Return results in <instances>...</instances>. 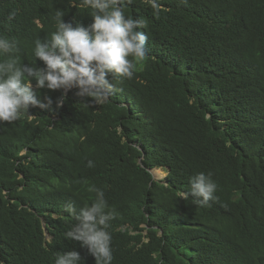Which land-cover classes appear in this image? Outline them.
<instances>
[{
  "label": "trees",
  "instance_id": "16d2710c",
  "mask_svg": "<svg viewBox=\"0 0 264 264\" xmlns=\"http://www.w3.org/2000/svg\"><path fill=\"white\" fill-rule=\"evenodd\" d=\"M157 2L158 13L147 0L123 9L149 37L132 79L100 100L73 88L58 110L0 124V264H55L72 250L95 264L64 235L76 223L65 206H90L94 188L114 210L112 264H264V0ZM58 11L93 22L82 0H0L19 63L42 66L35 41ZM200 172L217 184L206 207L188 195Z\"/></svg>",
  "mask_w": 264,
  "mask_h": 264
},
{
  "label": "clouds",
  "instance_id": "9594fccd",
  "mask_svg": "<svg viewBox=\"0 0 264 264\" xmlns=\"http://www.w3.org/2000/svg\"><path fill=\"white\" fill-rule=\"evenodd\" d=\"M147 2L159 12L157 0ZM131 3L133 0H82L85 8L93 10V22L87 26L75 17L72 21H64L63 13L58 11L56 30L48 39L35 41L34 56L42 66L19 63L14 55L17 51L15 39L0 35V57H4L0 60V124L17 121L31 108L52 110L55 104L58 110L73 88L81 98L100 100L114 90L113 80L132 79L142 70L149 37L139 30L145 28L142 19L124 14L123 9ZM15 15V11L10 12L9 19ZM44 89L60 91V95L55 101L47 94L41 97ZM93 166L89 160L88 167ZM152 172L158 180L165 177L163 172V178L156 176L155 170ZM92 191L96 198L90 206L79 210L72 203L65 206L76 220L64 234L65 239L80 242L95 264H112V236L106 226L114 210L109 208L102 190L94 188ZM216 191L217 184L211 173L200 172L191 177L188 195L194 198L197 206L206 207L209 201L216 200ZM45 236L51 240L46 229ZM82 260L80 253L72 250L57 255L55 264H81Z\"/></svg>",
  "mask_w": 264,
  "mask_h": 264
},
{
  "label": "rangeland",
  "instance_id": "374dc122",
  "mask_svg": "<svg viewBox=\"0 0 264 264\" xmlns=\"http://www.w3.org/2000/svg\"><path fill=\"white\" fill-rule=\"evenodd\" d=\"M159 178H162V177H159Z\"/></svg>",
  "mask_w": 264,
  "mask_h": 264
}]
</instances>
